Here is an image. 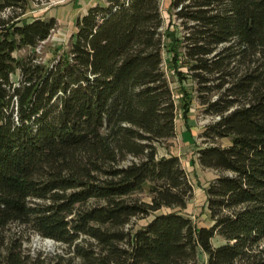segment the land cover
Masks as SVG:
<instances>
[{
    "label": "trees",
    "instance_id": "1",
    "mask_svg": "<svg viewBox=\"0 0 264 264\" xmlns=\"http://www.w3.org/2000/svg\"><path fill=\"white\" fill-rule=\"evenodd\" d=\"M33 2L0 0V234L18 225L65 252L14 240L0 264H264V0H171L178 90L162 0L90 7L52 64L35 51L57 20L29 21ZM194 110L215 118L196 153L218 174L211 226L185 214L193 185L168 149Z\"/></svg>",
    "mask_w": 264,
    "mask_h": 264
},
{
    "label": "rangeland",
    "instance_id": "2",
    "mask_svg": "<svg viewBox=\"0 0 264 264\" xmlns=\"http://www.w3.org/2000/svg\"><path fill=\"white\" fill-rule=\"evenodd\" d=\"M102 3H104L103 0H95L94 4L87 2V6L89 8ZM83 5L84 0H34L30 4L27 15L25 16L29 21L34 18L49 19L51 17H55L57 20V27L50 38L36 48L35 53L41 63L52 64L64 51L70 49L77 30V19L85 14L87 8ZM170 5L171 0H162V9L166 18L165 31H167L166 29L169 31L167 33L169 35H166L167 63H165V69L172 81L173 89L178 90L181 83L173 75L174 70L171 68L169 62L174 53L180 54L181 52V47L176 41L181 36V30L178 27V21L173 19L171 22V13L168 11ZM29 53V49H24L17 52L15 56L25 57ZM185 71L186 69H184ZM16 78L17 76L15 80ZM185 84L190 88L189 84L191 83L189 81L185 82ZM177 93L179 94V92ZM181 114L180 111L177 118V137L169 143L168 149L170 154H175L180 157L181 163L187 171L193 185L194 196L185 210V214L196 222L198 226H211L212 223L207 215L206 190L208 184L218 174L214 170L203 168L197 160L196 153L197 149L203 145L201 134L204 128L211 124L215 118L205 115L202 111L194 110L191 114L193 121L187 124ZM230 143L229 139L219 141V144L224 147L229 146ZM161 152L164 154L168 153L166 149ZM135 198L150 202L151 198L148 193V187H146V191L136 194ZM145 222L135 219L129 228L135 227L138 229ZM14 240H20L24 254L31 257L42 255L45 258L65 252L64 248L55 241L43 239L25 227L12 225L0 234V253L5 254L8 245ZM214 243L218 244V240H215Z\"/></svg>",
    "mask_w": 264,
    "mask_h": 264
},
{
    "label": "crops",
    "instance_id": "3",
    "mask_svg": "<svg viewBox=\"0 0 264 264\" xmlns=\"http://www.w3.org/2000/svg\"><path fill=\"white\" fill-rule=\"evenodd\" d=\"M106 0H103V2H105ZM87 2H89V3H91V4H94L95 3V0H84V5L83 6H86L87 8H86V10H85V14L87 13V11H88V9L90 8H88V6H87ZM91 7H93V6H91ZM85 14H83V15H85ZM82 15V16H83ZM81 16V17H82Z\"/></svg>",
    "mask_w": 264,
    "mask_h": 264
},
{
    "label": "water",
    "instance_id": "4",
    "mask_svg": "<svg viewBox=\"0 0 264 264\" xmlns=\"http://www.w3.org/2000/svg\"><path fill=\"white\" fill-rule=\"evenodd\" d=\"M203 258V256L202 255H200V259H202Z\"/></svg>",
    "mask_w": 264,
    "mask_h": 264
}]
</instances>
